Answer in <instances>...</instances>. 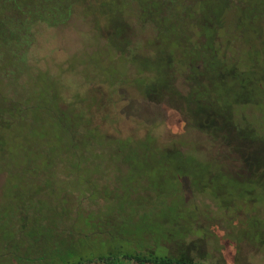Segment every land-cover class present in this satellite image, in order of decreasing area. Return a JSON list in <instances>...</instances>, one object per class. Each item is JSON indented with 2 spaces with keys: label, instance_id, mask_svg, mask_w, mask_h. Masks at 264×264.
<instances>
[{
  "label": "rangeland",
  "instance_id": "obj_1",
  "mask_svg": "<svg viewBox=\"0 0 264 264\" xmlns=\"http://www.w3.org/2000/svg\"><path fill=\"white\" fill-rule=\"evenodd\" d=\"M132 244L264 264V0H0V264Z\"/></svg>",
  "mask_w": 264,
  "mask_h": 264
},
{
  "label": "trees",
  "instance_id": "obj_2",
  "mask_svg": "<svg viewBox=\"0 0 264 264\" xmlns=\"http://www.w3.org/2000/svg\"><path fill=\"white\" fill-rule=\"evenodd\" d=\"M53 10L55 16L60 15L61 12L59 11L58 7H54ZM30 31L31 30H28V32ZM22 32L25 33L27 31L21 30L20 33ZM126 46L129 47L128 44ZM118 258L136 264H211L193 258V256H190V254H188L186 251H181L179 252V254L175 255L167 253L166 251L165 254L158 255L152 248H146L144 246L139 247L133 244L132 246L126 245L125 247L104 250L101 253L97 254L95 257H69L66 259H59L57 257H54L53 260L56 264H88L94 261L109 263L111 260L113 261Z\"/></svg>",
  "mask_w": 264,
  "mask_h": 264
}]
</instances>
